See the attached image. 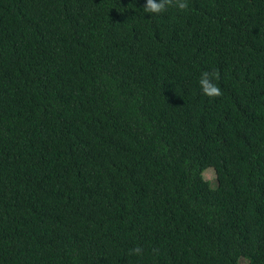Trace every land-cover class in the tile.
Here are the masks:
<instances>
[{"label":"trees","instance_id":"obj_1","mask_svg":"<svg viewBox=\"0 0 264 264\" xmlns=\"http://www.w3.org/2000/svg\"><path fill=\"white\" fill-rule=\"evenodd\" d=\"M145 3L0 0V264H264V0Z\"/></svg>","mask_w":264,"mask_h":264},{"label":"clouds","instance_id":"obj_2","mask_svg":"<svg viewBox=\"0 0 264 264\" xmlns=\"http://www.w3.org/2000/svg\"><path fill=\"white\" fill-rule=\"evenodd\" d=\"M170 7H174L181 12L187 11L189 8L188 0H146L143 10L146 13L159 15L167 12ZM218 79L219 75L215 70L201 73L199 85L205 96L215 98L223 95L221 88L216 83ZM142 254L143 249L139 246L129 252V255L140 256Z\"/></svg>","mask_w":264,"mask_h":264},{"label":"rangeland","instance_id":"obj_3","mask_svg":"<svg viewBox=\"0 0 264 264\" xmlns=\"http://www.w3.org/2000/svg\"><path fill=\"white\" fill-rule=\"evenodd\" d=\"M205 178L211 180L212 184H216V173L213 168H208L204 172Z\"/></svg>","mask_w":264,"mask_h":264}]
</instances>
